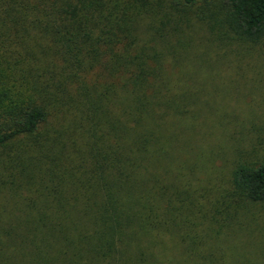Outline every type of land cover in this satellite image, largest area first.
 Wrapping results in <instances>:
<instances>
[{
  "label": "trees",
  "instance_id": "obj_1",
  "mask_svg": "<svg viewBox=\"0 0 264 264\" xmlns=\"http://www.w3.org/2000/svg\"><path fill=\"white\" fill-rule=\"evenodd\" d=\"M263 42L264 0H0V264H219L220 200L185 204L158 165L232 136L199 83ZM254 152L227 209L264 203Z\"/></svg>",
  "mask_w": 264,
  "mask_h": 264
},
{
  "label": "rangeland",
  "instance_id": "obj_2",
  "mask_svg": "<svg viewBox=\"0 0 264 264\" xmlns=\"http://www.w3.org/2000/svg\"><path fill=\"white\" fill-rule=\"evenodd\" d=\"M225 51L222 48L220 52ZM225 62L216 81L199 83L200 99L207 103L202 108L204 117H226L237 123L233 137L218 140L215 135L207 143L194 135L191 141L180 139L178 149L161 161L158 170L165 167L174 172L173 176L165 173L164 180L181 193L178 198L185 204L188 197L203 193L208 195L203 200L206 208L215 207L220 200L218 205L225 210L215 223L208 220L211 224L198 225L209 233L214 260L219 264H264V203L244 202L231 209L221 205L231 189L230 176L240 156L255 150L254 157L264 159V42L238 47Z\"/></svg>",
  "mask_w": 264,
  "mask_h": 264
}]
</instances>
